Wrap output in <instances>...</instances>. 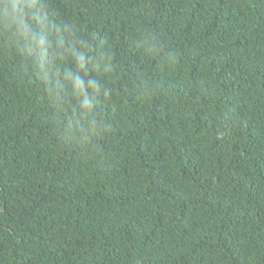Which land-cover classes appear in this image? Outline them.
<instances>
[{"label":"trees","instance_id":"1","mask_svg":"<svg viewBox=\"0 0 264 264\" xmlns=\"http://www.w3.org/2000/svg\"><path fill=\"white\" fill-rule=\"evenodd\" d=\"M44 2L111 46L110 127L62 139L0 33V264H264V0Z\"/></svg>","mask_w":264,"mask_h":264},{"label":"clouds","instance_id":"2","mask_svg":"<svg viewBox=\"0 0 264 264\" xmlns=\"http://www.w3.org/2000/svg\"><path fill=\"white\" fill-rule=\"evenodd\" d=\"M0 33L43 87L62 139L88 142L109 129L98 107L112 98L115 61L98 33L86 37L74 22L51 19L44 0H0ZM132 46L170 69L180 63V53L152 31L142 30ZM134 82L142 96L157 88Z\"/></svg>","mask_w":264,"mask_h":264}]
</instances>
